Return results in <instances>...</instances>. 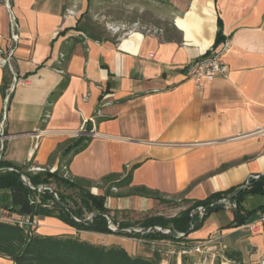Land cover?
<instances>
[{
  "label": "crops",
  "instance_id": "0c3cea01",
  "mask_svg": "<svg viewBox=\"0 0 264 264\" xmlns=\"http://www.w3.org/2000/svg\"><path fill=\"white\" fill-rule=\"evenodd\" d=\"M164 1L175 12L166 36H119L91 10L92 0H11L20 40L14 72L0 64V160L55 172L66 161L59 147L91 136L63 166L64 176L104 196L116 224L146 218L160 199L193 203L264 176V0ZM220 30L229 42L227 72L200 90L189 68L222 46ZM0 47H9L5 0ZM250 195L245 223L234 225L237 205L230 202L234 214L217 221L213 234L246 264H259L264 233L249 224L264 203L251 209ZM38 230L77 229L53 215L42 216Z\"/></svg>",
  "mask_w": 264,
  "mask_h": 264
},
{
  "label": "trees",
  "instance_id": "16d2710c",
  "mask_svg": "<svg viewBox=\"0 0 264 264\" xmlns=\"http://www.w3.org/2000/svg\"><path fill=\"white\" fill-rule=\"evenodd\" d=\"M224 39L220 30L217 43ZM55 97H57L56 94L52 95L51 100L53 101ZM85 131H89V129L86 128ZM90 141L91 136L82 134L61 145L57 152H60L61 160L66 161L61 162L55 172L46 168L43 171L32 173L26 170L27 166H18L9 161L0 160V192L6 191L8 196V203L0 204V209L7 215L24 217H33L36 214L42 216L55 215L77 230L101 234H117L149 241L161 238L176 239V232H183L186 239L190 231L201 225L210 213L225 207V205L217 202L233 194L236 196L231 202H235L237 205L234 225H242L252 213L246 212L244 209L243 200L245 196L264 192V176H260L251 179L244 188L243 186L231 188L224 192L214 193L205 200L196 201L193 206L183 209L175 216L166 218L161 215H153L139 222L140 227L146 230L159 226L163 230L170 229V233L162 231L129 232L126 229L133 226V223L130 222H119V231H114L109 227L106 217L109 210L105 206V197L94 195L89 189L80 187L73 179L64 176L63 166H67L71 158L83 151ZM22 175L25 176L31 187L23 181ZM54 183L83 190L85 196L75 205H71L68 198L60 194L59 190L53 186ZM128 183L127 180L118 182L117 185L124 186ZM44 185L53 187L55 191L43 187ZM37 187H41V189H35ZM145 192L146 195H156L152 190ZM200 206L204 208L203 215L197 210ZM262 209L264 210V206ZM85 210L94 212L95 215L92 219H85ZM113 223L115 222L113 221ZM0 253L10 257L11 261L8 264H160L161 260L155 254L151 258L141 255L133 256L123 247L117 245L93 244L82 240L80 237L66 234H36L27 238L20 226L5 221H0ZM225 256L234 261L235 264H246L243 261L242 253L238 250L227 249Z\"/></svg>",
  "mask_w": 264,
  "mask_h": 264
},
{
  "label": "rangeland",
  "instance_id": "374dc122",
  "mask_svg": "<svg viewBox=\"0 0 264 264\" xmlns=\"http://www.w3.org/2000/svg\"><path fill=\"white\" fill-rule=\"evenodd\" d=\"M91 4V10L94 13H97L100 17L104 18V20L107 21L110 25L120 26L124 28V30L116 33L119 36H123L136 30L149 34H159L166 36L174 28L171 17L175 15V12L173 10H170L171 8L169 7V4L164 0H92ZM63 170L65 169L63 168ZM53 186L59 190L60 194L68 198V201L71 205H75L76 202H79L85 196V192L83 190H76L71 186L57 183H54ZM6 202L8 203L7 193L6 191L2 190L0 192V204H6ZM248 203L251 209L256 208L260 204L264 203V196L262 194H251L248 198ZM193 205L194 202L187 203L184 199H181L179 197L160 199V202L154 207L153 211L150 214H146L144 217L161 215L169 218L179 214L183 209ZM230 214H234L232 206L225 205L224 208L210 213L204 219L201 225L190 231L188 236L194 239H207L211 234L217 231L215 230L216 228H213L214 224L217 223V221H219L220 219L227 218V216ZM94 215V212H89L88 210L84 211L85 219H92ZM12 217L18 218L19 216L12 215ZM106 217L108 222L109 220L114 221L115 226L118 227V224H116L117 220L113 218L110 213L106 214ZM134 217L135 216H133V219H129V221L127 222L133 223L132 228H137L140 230L126 229L127 231L140 233L157 231L142 230L143 227H140L139 222L143 220V217L137 220H135ZM41 219L42 215L36 214L32 219V224L26 225L25 227L20 226L24 230L27 238H30L36 234L46 233L44 235H50L58 231L44 230L43 232L41 230H38L40 228ZM61 234L71 235L78 238L80 237L82 240L88 241L93 244L106 246L117 245L123 247L130 255L133 256L141 255L151 258L154 255L151 252L150 245L148 243L142 242L144 240L142 238H132L117 234H101L85 230H74L70 233ZM189 241V244H192V241L194 240L189 239ZM199 259L200 256L198 254L191 253L183 257L182 264H194L195 262L199 261ZM10 261L11 259L8 255L0 253V264H8ZM224 263L225 262H221V260H217L215 262V264ZM160 264H163L162 260H160ZM168 264H176V258H170Z\"/></svg>",
  "mask_w": 264,
  "mask_h": 264
},
{
  "label": "built area",
  "instance_id": "2783aa9c",
  "mask_svg": "<svg viewBox=\"0 0 264 264\" xmlns=\"http://www.w3.org/2000/svg\"><path fill=\"white\" fill-rule=\"evenodd\" d=\"M5 5L9 10V47L7 49L0 47V64L3 67H8L14 72L12 61L17 43L20 40V23L11 6V0H5ZM68 12L69 14H72L74 13V10L69 9ZM109 29L116 33L124 30L123 27L113 26L110 24ZM228 48L229 42L224 39V43L220 48L211 46L203 57L191 63L189 68V76L195 81L197 88L202 90L205 85L208 82L213 81L217 75L225 74L227 72V64L225 63L223 57ZM60 71L62 72L63 70ZM8 100L9 96H7L5 99L4 111L7 109ZM46 116L48 117L49 114H46ZM4 127L5 114H3L1 123V136L5 135ZM261 131H264V128H262ZM233 206L236 205L233 204ZM198 212L203 215L204 208L202 206L198 207ZM32 219L33 217L24 216L14 218L12 215H7L2 209H0V221H5L25 227L26 225L32 224ZM109 227L112 230L118 228L115 226V223L110 220ZM249 227L253 232H258L261 230L264 233V211L260 219L257 222L249 224ZM134 230L140 229L135 228ZM147 230H157L164 233L171 232L170 229L163 230L159 226L148 228ZM176 237V239L161 238L149 241L143 240L142 242L148 243L150 245L151 252L155 255H158L161 258L163 264H168L170 258L173 257L176 258V264H182L183 257L191 253H195L200 256L199 261L195 262L194 264H215L217 260H221V262L228 261V258L225 256V251L228 249V247L222 242L221 234H213L207 239L192 241V244H189L190 241L188 238L185 239L186 236L183 232H176ZM262 263L264 264V261Z\"/></svg>",
  "mask_w": 264,
  "mask_h": 264
},
{
  "label": "water",
  "instance_id": "95a60500",
  "mask_svg": "<svg viewBox=\"0 0 264 264\" xmlns=\"http://www.w3.org/2000/svg\"><path fill=\"white\" fill-rule=\"evenodd\" d=\"M22 179H23V181H24L28 186L31 187V185H30L29 183H27V180H26V178H25L24 175H22ZM246 185H247V184H245V185L243 186V188L246 187ZM43 187H45V188H47V189H50V190L53 191V192L55 191L54 188L51 187V186H49V185H44ZM35 189L40 190L41 187H37V188H35ZM55 195H56V197H57V194H55ZM235 196H236V194H233V195L229 196L228 198H225V199L220 200V201L217 202V203H218V204L227 205V204H229V203L234 199ZM129 229H130V230H134V228H132V227L129 228ZM142 230H146V229H145V228H142ZM115 231H119V229L116 228Z\"/></svg>",
  "mask_w": 264,
  "mask_h": 264
}]
</instances>
